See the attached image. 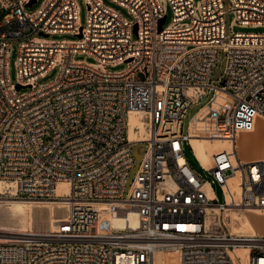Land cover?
I'll return each mask as SVG.
<instances>
[{
  "label": "built area",
  "instance_id": "2783aa9c",
  "mask_svg": "<svg viewBox=\"0 0 264 264\" xmlns=\"http://www.w3.org/2000/svg\"><path fill=\"white\" fill-rule=\"evenodd\" d=\"M32 1L0 0V183L14 200L61 204L66 214L47 232L0 230V264H155L167 251L179 253L180 264H235L241 249L249 264H264V236L230 230L232 215L264 212V162L243 161L237 143L264 119V33H228L226 22L232 13L230 28L264 27V0H230L229 10L222 0H109L134 21L104 0H82L85 27L80 0H46L29 13ZM59 34L77 39H49ZM14 43L17 84L8 75ZM221 54L226 65L216 86L210 79ZM55 68L56 79L38 84ZM219 92L233 98L228 119L223 124L218 104L204 122L222 123L230 145L206 169L184 120ZM131 114L146 124L136 141ZM137 144L146 151L127 188ZM62 183L69 192L58 196ZM113 219L124 227L113 228Z\"/></svg>",
  "mask_w": 264,
  "mask_h": 264
},
{
  "label": "rangeland",
  "instance_id": "374dc122",
  "mask_svg": "<svg viewBox=\"0 0 264 264\" xmlns=\"http://www.w3.org/2000/svg\"><path fill=\"white\" fill-rule=\"evenodd\" d=\"M46 0H37L36 3H34V5L32 7H28L27 8V12L29 13H33L35 11H37L45 2ZM226 9L229 10V5H230V0H222ZM195 2H199V0H195ZM104 4L113 9L118 11L123 17H125L126 19H128L129 21H134V18L129 14L128 10L120 7L119 5L109 1V0H104ZM79 7H80V22L82 26H86V21H87V8L85 3L80 0L79 1ZM3 16V11L0 9V19ZM167 20L165 23V27H167L168 25H170L172 23V18H173V13L170 9H168L167 11ZM234 20V15L228 14L226 16V22H227V31L228 33L231 32H239V33H264V27H257V28H252V27H240L237 26L235 28H230V25L233 23ZM135 37V35H134ZM49 39L52 40H76L77 37L70 35V34H59V35H52L49 37ZM18 51H19V47L17 43H14L12 45V50H11V55H10V59H9V71H8V75L10 77V80L13 84H17L19 77H18V73H17V68H16V61L18 58ZM75 60L76 61H86L88 63H96V61L91 58V57H86L84 55H76L75 56ZM226 63V59H225V54H221V59L220 61L217 63V66L215 68V70L212 73L211 76V82L216 85V86H220V79L223 76L224 70H225V64ZM127 67L126 64H122V65H117V66H109L108 67V71L110 72H116V71H122ZM60 72L59 68H55L53 70H51L45 77L39 79L38 84L42 85V84H47L50 83L51 81H53L54 79H56V77L58 76ZM139 77L142 80H145L146 76L143 74H140ZM29 89H24L23 92L28 91ZM224 95L222 93H218L217 95ZM227 97L229 96L228 94H226ZM212 96V93L206 97L204 100L200 101L198 104H195L187 113L186 118L184 120L185 123V132L187 130V127L190 125V121L191 119L195 116H197L202 109L206 108L205 110V114L204 116H208L209 115V111L212 107H218V104H221L223 107V124H225L227 118H228V114L230 112L231 106L234 103L233 98L232 97H219L217 99V101L214 100V102L208 103L210 97ZM225 96V95H224ZM213 103V104H212ZM212 105V106H211ZM200 110V111H199ZM208 110V113H207ZM197 114V115H196ZM194 117V118H195ZM256 119H260L262 121V123L264 124V119H262L261 117H257ZM222 123H218L217 126L215 128H217L215 131L217 133V135H219L223 130H224V125ZM211 127V126H210ZM207 128V127H206ZM206 128H202L199 129L195 135L196 136V140L202 145V146H212V145H221L220 149L221 151L228 148L230 143L228 141L225 142H215L217 141L215 139L216 135H213V132L211 131V129H206ZM138 129V128H136ZM202 130V131H201ZM201 131V132H200ZM137 135L139 136L140 133L139 131H136ZM200 133L202 136H200ZM213 135V136H212ZM213 139H211V137ZM257 136V135H256ZM215 139V140H214ZM263 141H264V134H263ZM264 145V142H263ZM145 144H137L135 146H133V160H134V167L130 170L129 173V178L127 179V188H129L131 186V184L133 183L135 176L137 174V171L143 161L144 155H145ZM187 155L189 157V160L191 162V165L194 167V169L200 173H203L201 170V165L198 164L197 160L194 158V155L192 153H190L189 149H187ZM257 156H253V157H245V158H241L245 161H250V162H254V161H264V152H263V159H257L255 160V158H257ZM201 163V162H200ZM202 165H204L207 169H209L211 167L210 164L208 163H201ZM217 196L221 199V193L219 191L218 187L214 188ZM10 195H8V193H6L5 195H0V197H9ZM49 205H53V204H49ZM48 206V205H45ZM53 208L55 210H51V207H34L33 208V217H32V231L34 232H47L51 229V227H54V223L57 220H53L52 218H62L65 214H66V209L62 208L60 206L57 205H53ZM264 213V212H263ZM28 213L26 211H18V210H13L11 208L8 207H1L0 208V224H2V227H9V228H14V229H19L20 227L26 226L27 222H28ZM241 217L242 216H237V215H232L231 219H232V226H230V230H232L233 232L236 233H240L242 235H249L251 233H247V232H243L242 230V222H241ZM103 222L104 219L102 218ZM113 220L111 222V226H112ZM240 254H242V259H240V263H247L248 264V252H244L241 251L239 252ZM233 257V255H232ZM234 259V257H233ZM235 261V260H234ZM157 264H180V259H179V254L178 253H163L160 254L158 256L157 259Z\"/></svg>",
  "mask_w": 264,
  "mask_h": 264
},
{
  "label": "bare ground",
  "instance_id": "6f19581e",
  "mask_svg": "<svg viewBox=\"0 0 264 264\" xmlns=\"http://www.w3.org/2000/svg\"><path fill=\"white\" fill-rule=\"evenodd\" d=\"M219 97L224 98V97H227V95H225V96L221 95V94L217 95L215 101H217V99ZM228 97H231V96L229 95ZM206 108L202 109L201 112L195 118H193L190 121V125H189V140H190V145L194 149L195 154H196L197 158L199 159V161L201 163L205 162V163H208V164L211 165L212 164V156L217 154V153H219L221 151V149H220L221 145H212V146H206L205 145V146H202L196 140V136L197 135H195V133L199 129L206 128V127H209V126H212L214 130L217 129V128H215L217 126V124L208 125L207 123L204 122V114H205V111H206L205 109ZM207 113H208V110H207ZM229 114H230V112H229ZM130 125H131V128H130V132H129V137H130L131 141H136L137 138H139L140 136L141 137L144 136V134L146 132V124L142 120L141 115H139V114H131L130 115ZM135 128H138L137 131H139V133H140L139 136L137 135V133L135 131ZM263 134H264V124L262 123V121L260 119H256L255 127H254L252 132H250V133H242V134H240L238 136V140H237V143H238V155L240 156V158H245V157H248V156L249 157H253V156L259 155L260 153L262 154L264 152V147H263L264 145L262 144V146H261V145H259V143H257L260 140L259 136H261ZM226 138H227V136L224 135V132L222 131L219 135H216L215 139L217 141H215V142H225V141H227V140H225ZM202 166L204 168H206L204 165H202ZM4 187H6V186L3 183H0V195L1 194L2 195L5 194ZM68 192H69V187H68V185L66 183H62V184L58 185V188L56 190V194L58 196L67 194ZM0 199H1L0 200V208L5 206V207H8V208H11V209H14V210H23V211H26L28 213V215H29L27 225L23 226V227H20L19 229H14V228H9V227H2V224H0V230L3 231L5 234H8V236L14 235V234L22 235V234H24L26 232L32 231V217H33L32 215H33V208L34 207H39V208L40 207H51V210H55L53 208V205L34 206V205H31L30 203H26L24 201L14 200L11 197H0ZM58 206L64 208L61 204H58ZM258 213H263V212H258ZM52 219L53 220L54 219L57 220L54 223V227H55L56 223L58 222V219H56V218H52ZM103 224H104V222H103L102 217H101L100 218V222H99V226H102ZM130 224L132 226H134V227L137 225V219H136L135 216H131ZM232 225H230V226H232ZM54 227L53 228L51 227V229H54ZM112 227L115 228V229H121L124 226H123L122 221H120L118 219H113ZM233 233H236V232H233ZM237 234H240V233H237ZM252 234H254V233H252ZM241 251L248 252L245 249H241V250H237L236 251L238 253L236 255H239V252H241ZM163 253H177V252L176 251H167V252H159V253H157L156 254L155 264H157L158 256L160 254H163Z\"/></svg>",
  "mask_w": 264,
  "mask_h": 264
},
{
  "label": "crops",
  "instance_id": "0c3cea01",
  "mask_svg": "<svg viewBox=\"0 0 264 264\" xmlns=\"http://www.w3.org/2000/svg\"><path fill=\"white\" fill-rule=\"evenodd\" d=\"M259 139L260 140L257 143H259V145L262 146V144H263L262 142H264L263 141V135L259 136ZM257 159H263V153L262 154L260 153L258 155V157L255 158V160H257ZM243 161H245V160H243ZM254 162H258V161H254ZM18 211H23V210H18ZM241 222H242V230L241 231L251 233V234L254 233V234H257L260 236H264V213L247 211L242 215ZM236 254H238V253L236 252L233 254V257H234L236 264H247V263H240V259H242V257H243L242 254H240V253H239V255H236ZM248 264H249V251H248Z\"/></svg>",
  "mask_w": 264,
  "mask_h": 264
},
{
  "label": "water",
  "instance_id": "95a60500",
  "mask_svg": "<svg viewBox=\"0 0 264 264\" xmlns=\"http://www.w3.org/2000/svg\"><path fill=\"white\" fill-rule=\"evenodd\" d=\"M34 3H36V0H33L31 3H30V5H29V7H31ZM165 18L163 19V20H161V22H160V24H159V30H161V28H162V25L165 23ZM20 88H22V87H18V89H20Z\"/></svg>",
  "mask_w": 264,
  "mask_h": 264
},
{
  "label": "trees",
  "instance_id": "16d2710c",
  "mask_svg": "<svg viewBox=\"0 0 264 264\" xmlns=\"http://www.w3.org/2000/svg\"><path fill=\"white\" fill-rule=\"evenodd\" d=\"M191 153V152H190ZM188 156V155H187Z\"/></svg>",
  "mask_w": 264,
  "mask_h": 264
}]
</instances>
